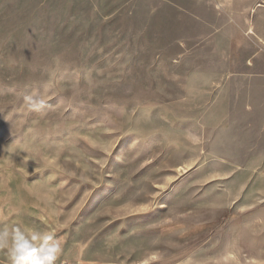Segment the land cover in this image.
Masks as SVG:
<instances>
[{
  "label": "rangeland",
  "instance_id": "rangeland-1",
  "mask_svg": "<svg viewBox=\"0 0 264 264\" xmlns=\"http://www.w3.org/2000/svg\"><path fill=\"white\" fill-rule=\"evenodd\" d=\"M38 262L264 264V0H0V264Z\"/></svg>",
  "mask_w": 264,
  "mask_h": 264
},
{
  "label": "crops",
  "instance_id": "crops-1",
  "mask_svg": "<svg viewBox=\"0 0 264 264\" xmlns=\"http://www.w3.org/2000/svg\"><path fill=\"white\" fill-rule=\"evenodd\" d=\"M258 92H259V90H257ZM262 92H260V94H261Z\"/></svg>",
  "mask_w": 264,
  "mask_h": 264
},
{
  "label": "clouds",
  "instance_id": "clouds-1",
  "mask_svg": "<svg viewBox=\"0 0 264 264\" xmlns=\"http://www.w3.org/2000/svg\"><path fill=\"white\" fill-rule=\"evenodd\" d=\"M38 264H39V262H38Z\"/></svg>",
  "mask_w": 264,
  "mask_h": 264
}]
</instances>
